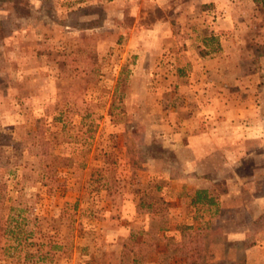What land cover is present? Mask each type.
<instances>
[{"label": "rangeland", "instance_id": "obj_1", "mask_svg": "<svg viewBox=\"0 0 264 264\" xmlns=\"http://www.w3.org/2000/svg\"><path fill=\"white\" fill-rule=\"evenodd\" d=\"M0 31V264H264V0H0Z\"/></svg>", "mask_w": 264, "mask_h": 264}, {"label": "trees", "instance_id": "obj_2", "mask_svg": "<svg viewBox=\"0 0 264 264\" xmlns=\"http://www.w3.org/2000/svg\"><path fill=\"white\" fill-rule=\"evenodd\" d=\"M1 34V31H0ZM206 193H208L205 189H196L195 190V196L192 197L191 203L192 204H198L202 201V199H205L207 203L214 202L213 198L211 196H208Z\"/></svg>", "mask_w": 264, "mask_h": 264}, {"label": "crops", "instance_id": "obj_3", "mask_svg": "<svg viewBox=\"0 0 264 264\" xmlns=\"http://www.w3.org/2000/svg\"><path fill=\"white\" fill-rule=\"evenodd\" d=\"M194 186L195 188L205 189L207 192H210V182L207 178H204L203 176H194Z\"/></svg>", "mask_w": 264, "mask_h": 264}]
</instances>
